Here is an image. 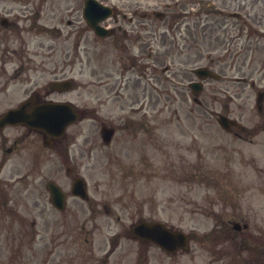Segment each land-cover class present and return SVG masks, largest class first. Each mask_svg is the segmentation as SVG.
<instances>
[{"label":"flooded vegetation","instance_id":"af4514ba","mask_svg":"<svg viewBox=\"0 0 264 264\" xmlns=\"http://www.w3.org/2000/svg\"><path fill=\"white\" fill-rule=\"evenodd\" d=\"M38 1L42 2L26 0L16 12L0 7V120L6 112L15 111L0 122V214L15 213L11 206L15 198L26 200L38 218L43 264L51 255L57 257L58 264H126L129 254L140 264H152L149 252L157 248L134 238L131 231L135 223L157 221V205L145 213L141 202H135L133 217L137 220L126 224L125 190L110 196L101 187L115 183L117 168L120 187H133L130 196L136 197V186L142 185L144 177L150 180L156 198V129L141 135L142 120L157 118L152 108L153 91L157 94V61L152 53L158 51L151 43L157 42L161 33L176 43L187 40V16L160 30L158 23L166 20L164 13L158 19L155 12H142L138 0L133 10L125 5L126 0H100L111 9L101 23L109 34L101 39L84 16L86 0H56L54 5ZM29 34L39 39L41 52L29 50L33 44L32 37H26ZM94 39L117 52L114 61L105 57V75L88 60V80L77 83L65 76L73 73L76 59L60 64L59 58L60 65H49L59 54L60 43H75L76 57L80 44ZM51 40L56 43L44 44ZM64 54L70 55L69 51ZM79 64L83 65L82 61ZM68 66L70 70H66ZM167 82L175 92L184 83L188 89V72L178 70ZM46 105L57 107L55 120L71 114L76 120L57 136L31 128L27 122L42 120ZM103 128L110 129L112 135L103 137ZM169 141L167 137L165 142ZM221 196L218 201L227 195ZM213 218L209 231L190 234V255L200 254L203 264H264V231L260 235L258 226H249L241 215L225 207L214 211ZM125 239L135 241L134 250Z\"/></svg>","mask_w":264,"mask_h":264},{"label":"rangeland","instance_id":"374dc122","mask_svg":"<svg viewBox=\"0 0 264 264\" xmlns=\"http://www.w3.org/2000/svg\"><path fill=\"white\" fill-rule=\"evenodd\" d=\"M24 1L26 0H0V7L13 9L12 12H16ZM138 2L142 12L164 11V7L168 5L173 7L174 11L169 8L167 13L165 10L166 21L160 23L163 24L161 29L167 28L169 20L182 11H188L189 23L188 41L176 43L170 36L167 38L161 34L162 39L158 38L157 42L151 43L152 47L157 45L158 51L156 54L152 53L157 61V94L153 91L155 105H152V108L156 109L157 119L153 118L151 122L148 121V117L143 119L141 135L144 136V132H149L150 128L156 129L158 147H162L160 144L162 138L170 136V146L173 148L170 150L171 156L167 167L170 170L169 176L174 178L170 186L159 189L158 193L162 192L158 197L156 196L157 207L154 218L164 220L175 228L184 229L189 234L192 232L200 234L201 231L213 226V218L208 216L207 219H203L205 214L225 207L228 211H234L238 217L241 215L248 225L258 226L261 234L264 231V171H262L264 169V101L261 110L258 111L256 97L259 92H264V39L251 37L246 29L241 31L238 22L246 23L250 28L253 27L258 30L257 32L264 34V0H138ZM46 3L54 5L56 0H47ZM124 3L130 6L131 10L138 5L136 0H126ZM200 3L204 4V10L214 8L215 11L222 10L224 16L212 17L204 13L199 14L198 8L202 5ZM232 12H238L240 15L238 18L241 20L236 21L237 27L232 26L235 23V20L229 17V13ZM204 26H207L206 33L201 32ZM211 26L215 27L218 37L210 39ZM29 36L33 40L29 50L41 52L42 50L38 48L39 39L32 34L26 37ZM50 43L55 44L56 41L44 42L46 45ZM59 45V54L56 55L58 57L51 58L49 65H60L65 60L76 59V69L74 67L73 73L65 76L75 78L77 83H86L88 80L91 70L89 64L87 65L88 60L98 65L100 75H105V57L108 56L114 61L117 55L111 47H105V44L96 40L91 43L82 42L76 57L75 43L62 42ZM65 51H69L68 57H65ZM59 58H61L60 64L57 62ZM79 61H82L83 65H80ZM171 66V71L163 72L164 67ZM198 66H206L221 75V80L204 82L203 89L197 96L201 102L200 106L192 101L193 96L185 83L175 92L172 85L166 82V79L174 76L175 72L183 69L189 73L188 81H193L195 77L191 70ZM66 70H70V67L68 66ZM115 70L120 73L117 64ZM34 76L37 78V75ZM48 80L49 77L46 78V81ZM168 90L173 91L169 93ZM147 109V114H150L148 107ZM218 113L238 120L245 129L243 136L247 135L251 143L243 142L232 134L223 132L215 121ZM118 114L119 112L116 111V115ZM168 126L169 129L166 128ZM168 130L173 131V135ZM149 154L148 149L147 156ZM157 154V157L161 156L160 152ZM161 162H164L162 157ZM199 164L205 167L204 180L217 176L233 181L227 182L228 186L221 196L227 194L224 200H214V188L201 187L204 173ZM258 168L260 170H256ZM189 169H191L189 175H183L184 171L187 172ZM117 179L120 178L118 169L115 168L112 180L115 183L103 185L102 191L110 196H118L120 187ZM235 179L239 180V184L244 183L239 186ZM160 183L163 184L162 181ZM124 189L126 193L132 191L131 187ZM146 189L147 192L142 193V190L137 188L136 197H125L126 224L137 220L133 217L135 202H141L145 213L155 206L154 195L148 193V187ZM169 196L172 198L166 199ZM21 198L22 196L15 198L11 205L19 215L12 214L10 218L0 214V264H43L44 251L39 243L38 218L36 213L27 207L26 200ZM33 220H35L34 227H32ZM78 242L84 247L82 238H79ZM123 242L134 247L132 241L123 240ZM195 250L196 247L193 246L192 251ZM149 256L152 264H203V257L200 254L192 256L181 252L169 258L158 250L157 252L150 250ZM46 264H58L57 257L51 255ZM126 264H137L133 254L127 256Z\"/></svg>","mask_w":264,"mask_h":264},{"label":"water","instance_id":"95a60500","mask_svg":"<svg viewBox=\"0 0 264 264\" xmlns=\"http://www.w3.org/2000/svg\"><path fill=\"white\" fill-rule=\"evenodd\" d=\"M90 1H92V0H90ZM91 9L93 11V19H92V23L91 22L90 23L93 25L95 33L97 35L102 36V35H104V33H103L102 29L97 26V23L108 14V11L106 8H104L103 6H100L95 1H93V6H91ZM85 11H86V8H85ZM104 11H106L105 16L103 14ZM193 72L197 77H199L201 79L218 78V75H216L215 73H213V72H211L205 68H199V69L194 70ZM191 87L193 88L194 92H198L200 90V85L197 83H193L191 85ZM8 114L11 115V112H8ZM51 114H53V113H51ZM218 122L225 129H229L230 125L237 126V124L235 122H231L224 117H219ZM66 123H68V122L64 121V120H62V121L52 120L50 117H48L45 120V122H42V125L40 127L48 133H54L57 131L62 132ZM165 242H166L165 237L158 240V243L161 245H162V243H165ZM162 246L165 247L164 245H162Z\"/></svg>","mask_w":264,"mask_h":264}]
</instances>
